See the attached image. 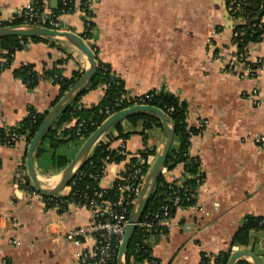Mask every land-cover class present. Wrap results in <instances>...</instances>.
<instances>
[{
    "label": "crops",
    "instance_id": "obj_1",
    "mask_svg": "<svg viewBox=\"0 0 264 264\" xmlns=\"http://www.w3.org/2000/svg\"><path fill=\"white\" fill-rule=\"evenodd\" d=\"M32 1L0 0V18L16 16ZM43 1L50 12L57 11L59 0ZM74 1L78 5L85 0ZM88 1L92 2L90 21L94 24L88 42L98 60L109 65L129 94L164 90L177 96L187 107V125L198 130L190 134L187 150L198 163L196 176L201 178L195 202L159 222L165 233L146 241L157 264H199L203 254L227 250L246 217L264 218V152L255 143L264 132V37L242 48L245 64L255 73L240 77L245 64H239L233 73L225 71L227 58L239 50L232 37L238 24L227 15L225 0ZM59 21L64 31L79 36L84 31L81 15L68 12ZM44 39L47 41L27 42L14 53L10 67L0 72V126L6 130L18 126L30 110L47 113L59 96L58 85L43 80L28 88L14 77V69L31 65L41 75L55 67L69 78L74 71L84 72L88 67L85 55L65 39ZM3 53L0 49L1 62ZM257 61L259 66L252 64ZM103 95V87L87 90L77 106H94ZM74 123L71 120L63 128ZM122 126L134 133L110 143V150L123 147L126 157L106 166L98 182L104 190L113 187L132 160L143 162L148 170L161 149L160 127L148 129L145 142L139 132L141 123L123 122ZM81 144L79 140L53 150L44 141L42 152L34 159L38 181L54 186L67 165L58 167L53 154L69 163ZM26 147L24 141L0 145V264H77V254L92 244L94 236L82 237L75 246L65 241L64 233L88 224L91 213L74 203L63 211L48 207L45 196H32L28 186L23 187L21 176L28 178ZM144 150L146 157H141ZM160 175L166 183L180 184L184 178H192L182 164L164 169ZM69 193L66 187L57 195ZM261 238L254 233L251 241H256L255 254L264 264ZM12 239L20 245H11ZM236 250L241 248L233 246L232 252ZM131 264L151 263L131 259Z\"/></svg>",
    "mask_w": 264,
    "mask_h": 264
},
{
    "label": "trees",
    "instance_id": "obj_2",
    "mask_svg": "<svg viewBox=\"0 0 264 264\" xmlns=\"http://www.w3.org/2000/svg\"><path fill=\"white\" fill-rule=\"evenodd\" d=\"M255 6V4H251L248 8L255 10ZM68 7H70V4ZM255 15L256 14H252V16ZM91 16L92 12L87 11V18H84V32L82 34L85 40H90L92 36L94 24L92 21H88V17ZM245 31L246 32L241 36L242 42H238L239 50H242V48L249 42H257L262 39L259 37L261 31H256L252 27L247 28V26ZM250 33H254V36L249 37ZM29 41L38 42L47 41V39L38 37H4L0 39V49L4 52L1 58L5 59L4 62L0 61V72L5 68L10 67L11 56H13L17 50L22 49ZM92 50L97 62L96 72L83 93L90 89L103 87V97L96 105L89 108H82L77 106V102L79 97L83 94L82 93L77 100L59 116L51 128L46 132L44 138L36 149L35 157L42 152L41 145L44 141H49V147L53 150L67 143L79 142L80 138L76 134V131L78 127L77 125L80 121H84V125L81 128L82 137H87L106 119V112L113 114L129 106L127 101L121 100L122 95L126 93L123 82L112 73L109 65L98 60L94 46L92 47ZM82 73L81 70H76L69 78H67L61 74L59 69L53 67L39 75L33 70L31 65H23L13 71L14 77L21 79L28 88H34L38 82L42 80H48L50 83L58 85L59 96L57 101L73 86V84L81 77ZM148 94L151 95V98L147 103L165 112L174 125L173 142L167 154L164 168L166 170H171L177 165L182 164L185 173L192 176V178H184L180 183L182 187L180 191L182 192V198L179 201V205L182 207H190L195 202L194 192L196 187L200 184L201 178L200 176H196L198 163L194 158L192 159L188 156L187 150L190 134H195L198 130L187 125V107L177 96L167 93L164 90L150 91ZM45 114L46 113L36 114L30 110L28 116L15 128L7 130L0 128V145L4 144L5 141L10 139V136L14 134L18 137H23L24 142L28 144L37 131ZM71 120H76L74 125L69 126L68 128H63L64 124L70 123ZM123 122H128L133 126L138 122L141 123V130L139 132L143 136L145 142L146 131L148 129L152 127L161 128L160 120L152 114H134L113 125L95 144L78 172L68 184V187L70 188L68 196L61 197L55 195L52 197H43L48 207H57L59 211H63L69 203L76 204L81 198H90L95 191L102 192V199L109 200L110 203H115L118 200L116 182L112 188L106 190L101 189L98 182L104 169V164L107 163L105 161L106 157H108V162L114 163L124 159L118 154V151L109 149V145L112 141L126 139L134 133L133 131H125L122 126ZM11 144H13V142H11ZM140 156L146 157V151H141ZM52 157L60 168L68 164V161L60 156L53 154ZM131 164H137L136 160H132ZM146 170L147 167L145 166L144 172H146ZM21 179V181L24 182L22 183L24 184L23 187L27 188L28 186L30 192L35 191L31 185L29 186L28 178L25 175L21 176ZM168 186H170V184L166 183L162 175H160L156 182L153 195L141 215L139 221L140 225L135 227L126 247L124 253L125 264H131V259L133 262L137 263L146 260L151 264H157V262L149 255L150 247L148 243H144L143 240H148L151 236H158V234L165 233L164 228L158 227V223L162 219L160 217V208L163 205L168 207L169 218L175 213L174 207L171 202L168 201V198L172 196ZM131 209L132 206L128 207L127 214H130ZM155 215L158 217L155 218ZM144 224H148L149 226H143ZM254 233H260L262 235L260 243L264 250V218L249 216L243 220L242 224L233 234L227 250L217 254H203L199 264H226L232 253L233 246H238L241 249L248 250L255 254L257 243L256 241H251V236ZM116 251H118V249ZM235 264L250 263L244 260H239Z\"/></svg>",
    "mask_w": 264,
    "mask_h": 264
},
{
    "label": "built area",
    "instance_id": "obj_3",
    "mask_svg": "<svg viewBox=\"0 0 264 264\" xmlns=\"http://www.w3.org/2000/svg\"><path fill=\"white\" fill-rule=\"evenodd\" d=\"M226 6L225 10L227 15L231 16L237 22V28L234 30L232 37L235 44L242 42L241 36L246 32L247 28H253L256 31H261L259 37H264V0H225ZM70 4V7H68ZM251 4H255V10L248 8ZM92 2L85 0L82 3L76 5L74 0H59V8L56 13H52L48 10L46 2L43 0H34L32 2L25 3L20 13L8 19L0 18V27L17 26V25H32L39 26L43 28H48L51 30L64 31L62 30V25L60 24L59 18L61 15L66 13H75L81 15L83 18H87V11H91ZM68 8V9H67ZM252 14H256L252 16ZM252 16V17H251ZM90 21V17H88ZM18 22V23H17ZM245 25V26H244ZM84 32V31H83ZM82 32V34H83ZM81 34V38L84 41V37ZM254 33H250L249 37H253ZM22 43V42H21ZM13 58V56H11ZM12 60V59H11ZM239 64H245V51L238 50L234 53L232 57L227 58L225 64V71L233 73ZM254 65L260 64V61L252 63ZM245 72L239 74L240 77H246L247 75H252L255 73L250 65L245 64ZM44 82L50 83V81L45 80ZM255 91H252L254 94ZM151 95L144 93L141 95L125 93L122 95L121 100L127 101L129 106L132 105H144L148 104ZM149 105V104H148ZM128 106V107H129ZM127 108V107H126ZM108 118L110 115L106 112ZM76 121V120H75ZM84 125V121L78 123L76 134L79 136L80 140L83 142L86 137H82L81 128ZM2 128V126H0ZM24 141L23 137H18L17 135H11L10 139L5 141L4 144L12 145ZM255 143L258 148L264 152V132L255 138ZM118 154L123 158L126 157V153L123 147H120ZM104 164V169L101 173L103 174L106 166L114 162H108V157H106ZM137 164H130L124 175L118 177L116 182V191L118 193V200L115 203H110L109 200L102 199V192L95 191L92 197L81 198L76 205L79 207L87 208L91 213V221L81 227L76 229L68 230L64 233V239L68 244L79 246L81 244V238L87 235H93L94 240L90 246L82 247L76 257L77 264H116V251L121 242L124 230L127 226L128 207L135 204L136 198L141 190L144 177L146 172L145 165L143 162H136ZM165 168L162 169V172ZM21 174H16L17 179H20ZM168 189L172 194L168 198L175 212L185 210L188 207H182L179 205V201L182 198L181 185L177 183H169ZM65 189V188H64ZM63 189V190H64ZM62 190V191H63ZM61 191V192H62ZM60 192V193H61ZM37 192H31V195H36ZM161 221L168 219L169 211L166 205L161 208ZM158 216L155 215V218ZM160 221V222H161ZM140 223L137 224V226ZM143 226H149L144 224ZM162 235V233H161ZM143 242H147L143 240ZM10 244L13 246H19L20 243L17 240L12 239Z\"/></svg>",
    "mask_w": 264,
    "mask_h": 264
},
{
    "label": "water",
    "instance_id": "obj_4",
    "mask_svg": "<svg viewBox=\"0 0 264 264\" xmlns=\"http://www.w3.org/2000/svg\"><path fill=\"white\" fill-rule=\"evenodd\" d=\"M4 37L63 38L71 43L77 50L82 52L88 61V67L84 70L81 77L45 114L38 126L37 131L27 144L25 153L26 173L29 183L38 194L45 197H52L59 194L64 188L68 187V184L78 172L92 148L102 138L106 131L116 123L134 114H152L158 117L160 120L162 129L161 149L155 155L145 174L141 190L136 198L135 204L130 211L127 226L124 230V234L118 247L116 264H125L124 253L126 247L135 227L140 221L141 215L143 214L148 201L153 195L156 182L161 174L162 169L164 168L167 154L173 142L174 125L171 119L165 112L159 110L155 106L148 104L132 105L113 113L82 142L73 159L63 170L60 180L52 187L44 186L38 181L34 169L36 149L44 138L46 132L51 128L59 116L62 115L67 110V108L77 100V98L84 92L93 79L97 67L95 54L92 50L90 42L84 41L79 35L69 31H57L32 25L0 27V39ZM239 260H244L247 262L250 261L252 264H263V262L255 254L244 249L232 252L226 264H235Z\"/></svg>",
    "mask_w": 264,
    "mask_h": 264
}]
</instances>
